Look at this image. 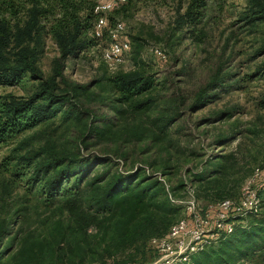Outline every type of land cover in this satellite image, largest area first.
Here are the masks:
<instances>
[{
	"label": "trees",
	"instance_id": "16d2710c",
	"mask_svg": "<svg viewBox=\"0 0 264 264\" xmlns=\"http://www.w3.org/2000/svg\"><path fill=\"white\" fill-rule=\"evenodd\" d=\"M206 1L189 0L185 13L179 17V28L197 25L201 11L207 8ZM251 2L250 16L243 19L253 26L264 22V4L259 0ZM79 4L82 2L76 0H0V86H17L26 77L37 83L35 91L26 98L9 94L0 96V145L59 114L65 120L86 122V131L81 135L75 152L63 157L56 154L48 156L36 172V175L44 177L43 194L47 202L64 196L68 223L64 226L58 222L51 233L12 248L16 237L8 234L9 222L4 220L0 223V264H72L68 254L79 249L73 248L76 242H86L90 228L96 229L92 238L101 235L111 241L104 245L102 257L114 256L126 249L144 255L153 239L147 234L146 225L150 222L146 217L176 214L179 208L172 205V196L182 193L183 199L177 200L182 201L192 190L198 200V188H209L227 172V155L191 152L197 161L195 168L190 167L174 175L166 173L167 166L164 165L160 171L152 173L153 165L146 157L155 137L148 138L146 129L140 133L127 126L120 127L126 112L134 117L147 115L161 97L176 103L178 78L184 75L182 67L163 73L162 84L168 92L160 97L151 94L155 87L153 77L139 69L118 71L112 77L87 84L73 83L65 75L67 60L76 58L89 46L84 36L92 19L96 22L98 18L94 13L95 4H87V11L80 9ZM129 4L130 0L107 16L119 15ZM57 11L59 19H55ZM81 12H85L83 17H79ZM107 16V28L104 30L108 44V29L119 21L109 26ZM44 24L50 25L58 52L49 77H45L39 67L44 47ZM225 78L222 57L216 54L210 59L207 73L198 81L195 101L189 110L206 103L209 92L222 88ZM180 107L158 120L160 130L182 122L185 112ZM223 116L219 115L217 120ZM228 138L224 135L215 142L223 144ZM44 154L45 151H40L21 160L29 165ZM97 169L101 173L91 177ZM148 169L151 170L148 172ZM251 174L243 180L240 190ZM64 184L69 189L62 190ZM82 187L87 189V212L78 205ZM257 195L260 201L258 213L233 218V232L220 234L217 240L192 256L190 264H258L264 261V186ZM237 199H216L205 207Z\"/></svg>",
	"mask_w": 264,
	"mask_h": 264
},
{
	"label": "rangeland",
	"instance_id": "374dc122",
	"mask_svg": "<svg viewBox=\"0 0 264 264\" xmlns=\"http://www.w3.org/2000/svg\"><path fill=\"white\" fill-rule=\"evenodd\" d=\"M95 1L76 0L82 2L79 8L85 11L87 4H95ZM251 1L207 0V8L201 11L197 25L179 28V17L185 13L189 0H130L119 15L113 13L107 16L109 26L116 21L124 24L125 37L130 45V52L120 67L110 70L102 62L101 54L107 45V36L105 30L100 36L94 35V19L84 36L89 46L76 58L67 60L65 75L76 84L106 79L118 71H146L155 80L151 94L157 97L168 92L162 84L163 73L182 67L184 75L178 78L176 103L161 97L147 115L134 117L126 112L120 127L127 126L140 133L146 129L148 138L155 137L146 157L153 165L148 172L160 171L164 165L167 166L166 173L174 175L190 167L193 169L197 161L191 152L204 155L218 153L229 157L226 174L209 188H198V200L194 197L198 210L216 199H237L241 183L252 170H264V22L251 26L243 19L246 15L250 16ZM259 1L264 4V0ZM58 14L57 11L55 19H59ZM84 14L81 12L79 17ZM44 26V47L39 67L44 76L49 77L58 52L50 25ZM155 48L164 53L165 60L153 53ZM216 54L222 57V69L226 75L224 84L222 88L209 92L206 103L190 111L198 81L207 73L210 59ZM36 85L26 77L17 86H0V96L9 94L26 98L35 91ZM182 103L185 106L180 107ZM179 107L185 112L182 122L160 130L158 120ZM221 114L224 116L217 120ZM85 131V121L65 120L59 114L0 145V223L4 220L9 222L7 232L16 237L12 248L32 243L51 233L58 222L64 226L68 223L64 196L47 202L43 194L44 177L36 175V172L48 156L56 154L63 157L74 153ZM224 135L230 138L223 144H217L215 139ZM40 151H45V154L33 160L32 164L26 165L27 162L22 161ZM100 173L101 170L97 169L91 177ZM63 189H69V186L64 184ZM81 195L78 205L87 212L86 187L81 188ZM172 198L181 200L183 196L180 193ZM172 205L179 208L174 215L146 217L150 222L146 225L150 239L160 237L171 225L185 218L183 205ZM95 233L96 229L90 228L86 242L82 240L73 246L79 249L68 254L72 264H80V261L84 264H153L156 259L155 251L149 245L144 255L126 249L117 255L102 257L104 245L111 241L101 235L92 238ZM258 264H264V261Z\"/></svg>",
	"mask_w": 264,
	"mask_h": 264
},
{
	"label": "built area",
	"instance_id": "2783aa9c",
	"mask_svg": "<svg viewBox=\"0 0 264 264\" xmlns=\"http://www.w3.org/2000/svg\"><path fill=\"white\" fill-rule=\"evenodd\" d=\"M128 0H96L94 13L97 20L93 33L100 36L107 28L106 16ZM124 24L116 22L108 29L109 42L101 54L102 62L110 69L120 67L125 56L130 52ZM153 53L165 60L164 53L153 49ZM264 186V170L255 168L251 176L244 182L237 200H223L209 204L198 210L194 193L189 190L185 201L170 198L174 205H183L186 216L173 224L167 234L150 240V247L155 251L153 264H190L191 257L202 251L220 234H231L234 230L232 219L248 213L256 214L260 208L258 190Z\"/></svg>",
	"mask_w": 264,
	"mask_h": 264
}]
</instances>
